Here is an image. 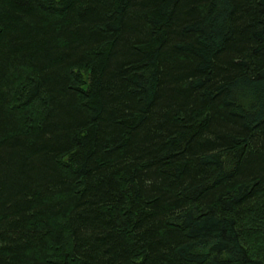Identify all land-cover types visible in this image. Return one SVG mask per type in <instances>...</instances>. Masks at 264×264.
<instances>
[{
  "label": "trees",
  "instance_id": "16d2710c",
  "mask_svg": "<svg viewBox=\"0 0 264 264\" xmlns=\"http://www.w3.org/2000/svg\"><path fill=\"white\" fill-rule=\"evenodd\" d=\"M0 264H264V0H0Z\"/></svg>",
  "mask_w": 264,
  "mask_h": 264
}]
</instances>
